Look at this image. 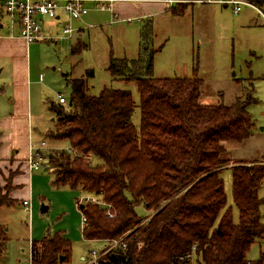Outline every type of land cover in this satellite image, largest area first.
<instances>
[{"label":"trees","instance_id":"1","mask_svg":"<svg viewBox=\"0 0 264 264\" xmlns=\"http://www.w3.org/2000/svg\"><path fill=\"white\" fill-rule=\"evenodd\" d=\"M188 3L167 8L183 14L185 8L177 7ZM152 26L149 20L142 26L136 57L111 56L108 65L114 80L137 84L139 128L132 120L136 103L131 90L109 86L92 95L85 77L65 73L72 94L65 103H50L56 114L51 137L67 141L73 150L51 151L44 156L45 166L53 171L56 185L97 198L80 205L87 219L84 238L121 239L93 264H191L180 257L193 246L197 264H264V252L257 259L248 257L251 245L264 238L259 195L264 163L239 161L231 166L238 221L226 208L220 175L229 162L225 142H244L253 134L256 122L248 105L254 96H238L229 105L204 103L198 75L154 76L153 57L161 46L153 47ZM15 200L9 193L0 194V206ZM140 204L152 213L139 217ZM7 242V229L0 224V258ZM71 251L63 233L46 235L33 240L30 264H59Z\"/></svg>","mask_w":264,"mask_h":264},{"label":"rangeland","instance_id":"2","mask_svg":"<svg viewBox=\"0 0 264 264\" xmlns=\"http://www.w3.org/2000/svg\"><path fill=\"white\" fill-rule=\"evenodd\" d=\"M185 7L183 14L168 11L152 19L153 47L161 46L153 57V73L157 77L198 75L203 80L200 101L204 103L229 105L238 96H254L248 105L256 122L253 134L244 142H225L224 157L229 158V162L220 171L227 196L226 208L232 210L234 220L238 221L231 166L239 161L264 163V21L249 6L239 13L221 4L188 3L177 8ZM47 18L46 25L49 23ZM127 19L111 23L107 12L90 13L83 21H74L77 27L95 24L82 34L75 32L71 38L36 40L30 44L32 118L30 122L25 119L22 124L15 123L11 128L0 112L3 117L0 118V194L9 193L16 199L10 206H0V224L5 225L8 237L0 263L30 264L33 240L55 233L66 235L72 246L69 258L59 264H93L92 251L99 253L109 245L103 239L84 238L83 215L77 200L81 199L82 203V197L87 195L69 185H56L53 171L45 168L48 163L45 159L41 168L31 174L34 194H28L25 159L29 154V142L39 147L45 141L43 156L68 146L67 141L52 138L56 114L47 107V101L56 100L59 92L67 99L71 97L72 88L65 73L73 78L85 77L92 95L109 86L131 90L136 103L132 120L139 128L141 110L136 82L114 80L108 69L111 56L134 58L141 49L140 28L147 20L140 17ZM58 30L54 29L55 32ZM87 70H93V75L87 76ZM6 74L7 70L0 73V99L3 101L9 94ZM9 162L15 164L14 168H10ZM259 195L263 198L261 220L264 222V181ZM24 198L31 200V210L23 204ZM44 206L48 207L46 211L42 210ZM136 210L139 217L152 213L144 204L138 205ZM263 245V242L253 243L248 257L259 258ZM191 264L197 262L193 260Z\"/></svg>","mask_w":264,"mask_h":264},{"label":"crops","instance_id":"3","mask_svg":"<svg viewBox=\"0 0 264 264\" xmlns=\"http://www.w3.org/2000/svg\"><path fill=\"white\" fill-rule=\"evenodd\" d=\"M192 3L218 4V3H200V2H192ZM87 4L93 5L94 1L88 0ZM184 10H186V7ZM168 11L175 14L172 11V8L171 9L167 8L166 4L160 0H114L111 4V7L108 10H93L88 14H86L83 17V19L90 13L107 12L109 13V19H110L109 22L111 23L121 22L122 20H126L127 18L131 19L134 17H140L141 19H146L152 22L154 16L161 15L162 13ZM1 13H3L2 14L4 15L3 17ZM47 19L49 23L46 25V18H43V25H46V27L48 28L55 29L58 26H60L59 23L61 21L65 20V16L63 12H61L60 18L56 17V18H47ZM83 19L76 21H83ZM50 24L55 26H51ZM94 25L95 24L92 23L90 24L86 23V25H82L80 29L76 32L82 34L85 31V29ZM140 35H141V28H140ZM44 40L52 41L51 39H44ZM31 43H28L21 36L19 26L11 24L8 14L5 12V9L3 7V3L0 0V73L4 70H7V74L4 77L9 79V83L7 84V88L9 89V94L7 95V97H5V101L0 99V112H2V115L5 118L4 122H6L8 126L11 128L15 126V123L22 124L23 120L25 119L26 120L28 119V121L30 122V118H32L33 115L32 95H31L32 64L29 56V47ZM58 94H63V93L59 92ZM51 101L58 103V96L56 100L51 99L47 101V107L52 111L50 106ZM2 115L0 116V118H3ZM1 127H2V122H0V128ZM17 130L18 128H15V131ZM29 147H30V142H29ZM27 157L25 159L26 161H27ZM14 159L17 160L16 157H14ZM10 164H12L10 168H14L15 164L9 162V165ZM16 166H18V164ZM45 168L47 167L45 166ZM25 169L28 174L27 176L29 181L28 194L30 192L31 195L34 194V191L30 184L31 175L29 174L27 165L25 166ZM13 183L14 185H16L14 181ZM256 242L264 243V239L262 238L261 240ZM261 252H264V245L260 249V253ZM82 258H85V256H82Z\"/></svg>","mask_w":264,"mask_h":264},{"label":"built area","instance_id":"4","mask_svg":"<svg viewBox=\"0 0 264 264\" xmlns=\"http://www.w3.org/2000/svg\"><path fill=\"white\" fill-rule=\"evenodd\" d=\"M5 12L8 14L12 25L19 26L21 36L28 42L36 40H58L63 37L71 38L72 35L80 29L74 25L75 20H81L83 17L93 10H108L114 0H93L94 4H87L88 0H1ZM166 4V7H171L177 2L191 1L200 3H218L224 6L232 7L235 13H239L245 6L254 8L264 21V2H257L256 0H160ZM264 1V0H262ZM63 12L65 20L61 21L59 30L54 31L52 28H45L43 25V18H56L61 16ZM58 101L65 103L67 98L63 94H58ZM46 146V142L42 141L39 147H35L30 143L29 154L27 157L28 171L31 175L35 170L41 168V162L44 160L42 148ZM68 151L73 149L66 147ZM91 157L90 155H88ZM43 163V162H42ZM83 201H97V198L91 195L83 196ZM23 204L28 210H31V200L29 198L23 199ZM77 205H81V199L77 200ZM83 215V228L86 225V216ZM121 243V239H113L109 245L103 248L99 253L92 251L93 262L109 249ZM180 257L181 261L194 260V249ZM191 263V262H190Z\"/></svg>","mask_w":264,"mask_h":264},{"label":"water","instance_id":"5","mask_svg":"<svg viewBox=\"0 0 264 264\" xmlns=\"http://www.w3.org/2000/svg\"><path fill=\"white\" fill-rule=\"evenodd\" d=\"M47 209H48L47 206H44V207L42 208L43 211H46ZM61 258H62V257H61ZM186 264H189V263H186Z\"/></svg>","mask_w":264,"mask_h":264}]
</instances>
